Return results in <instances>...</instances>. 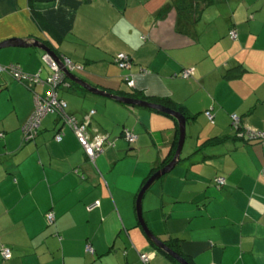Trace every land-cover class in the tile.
Segmentation results:
<instances>
[{
  "label": "crops",
  "instance_id": "1",
  "mask_svg": "<svg viewBox=\"0 0 264 264\" xmlns=\"http://www.w3.org/2000/svg\"><path fill=\"white\" fill-rule=\"evenodd\" d=\"M182 2L183 13L173 0H0V43L39 40L82 66L77 77L94 87L113 94L131 78L140 99L183 106L190 120L182 159L144 198L147 229L179 239L192 264H264V143L234 139L230 120L237 114L247 137L264 133V0ZM119 54L130 58L127 69L115 62ZM12 63L42 79L52 72L34 47L0 49V65ZM188 69L191 77L181 78ZM49 89L0 76V241L12 250L8 261L0 252V264H176L150 245L136 211L141 184L174 144L175 122L60 89L67 108L45 116L38 138L25 143L23 125ZM66 113L68 122L87 123L90 140L109 137L94 160L68 122L59 123ZM216 136L228 139L197 151Z\"/></svg>",
  "mask_w": 264,
  "mask_h": 264
},
{
  "label": "trees",
  "instance_id": "2",
  "mask_svg": "<svg viewBox=\"0 0 264 264\" xmlns=\"http://www.w3.org/2000/svg\"><path fill=\"white\" fill-rule=\"evenodd\" d=\"M183 0H173V7L174 6H177L178 5V3H180V4H184L183 2H182ZM210 1H212V0H210ZM180 6V9H181V11L180 12H184L183 10L184 9H186L185 8V6L183 5V6ZM171 5L169 4L168 5V7H165V8H163L158 14H159V16H161V15H163V14H166L167 12H168V10H169V7H170ZM33 20L35 21V22H37L39 25H40V22H39V17L38 16H36V14H34L33 13ZM47 46V45H46ZM47 47H49L59 58H60V55H58V53H56V51H55V49H53L52 47H50V46H47ZM44 54V53H43ZM119 55H121V54H119ZM119 55H117L116 56V58H115V62H116V60H117V57L119 56ZM123 55H125V56H127L126 54H123ZM63 59H64V61H63ZM63 59H61L60 58V60H61V62L64 64L65 62H69L70 64H71V66H72V69L71 70H69L68 69V67L66 66V64H64V66L68 69V71H70L72 74H74L75 76H77L76 75V73H75V71H76V69H82L83 67L82 66H76V64H73V63H71V60H69V59H67V58H63ZM127 67L126 68H124V69H127L128 67H129V65H130V58L127 56ZM0 67H1V71H0V76L1 75H4V74H7V75H10V76H12V78L16 81V82H18L20 85H22L23 87H25L26 89H28V90H33L34 89V87L36 86V85H38L39 83H40V85H46V86H48V87H50V89H49V91L46 93V95L44 96V97H41L40 98V102H45V101H47V100H49V96H50V94L54 91V92H56V93H58L59 91H60V89H64V90H73V91H75V92H79V91H77L78 89L80 90V91H82V92H87L85 89H83V88H81V87H79L78 85H75V84H73V83H69L68 81H66L65 79H64V77H61L60 79H57V81H56V83L53 85V87L48 83V81H49V79H50V77L52 76V72L49 74L50 76H48L46 79H42L39 75H36V76H34V75H30V74H28V73H25L23 70H22V68L18 65V64H9V65H0ZM121 69V68H120ZM123 69V70H124ZM184 72H185V70H183L182 72H181V74L179 75L181 78H183V79H189V78H185L184 77ZM240 72V71H239ZM16 75V76H15ZM22 75V77H17V76H21ZM231 77H236V75H231ZM126 82H127V89H124V90H119V89H113V90H109V91H112L113 92V94L114 95H118V96H122V97H126V98H131V99H137V100H142V99H140L139 97H141L142 98V95H143V93H141V92H139V91H137L136 89H135V84H134V81H133V79H131V78H127V80H126ZM130 82H133V86H130ZM75 86V87H74ZM76 88V89H75ZM108 91V90H107ZM33 93H35L34 91H33ZM59 96H58V94H57V100H59V101H61L59 98H58ZM144 101H148V102H150V103H153V104H160V105H162V106H164V107H166V108H169V109H171V110H175V111H177V112H179V113H181L183 116H185V118H186V120H187V122L190 120V118L187 116V114H186V112H185V108L183 107V106H181V105H179V104H177L174 100H172L171 98H166V99H160V98H154V99H147V100H144ZM63 102V101H62ZM112 102H114V101H112ZM118 104H120V103H118ZM122 107H125V108H131V109H133V108H137V107H133V106H129V105H125V104H120ZM133 107V108H132ZM34 109H35V106H34ZM34 109H33V111H34ZM140 109V108H139ZM148 111H152V112H155V113H158V114H161V115H163L164 117H166V118H169V119H171L172 121H174L175 122V128H176V136H175V141H174V144H172V146H171V149H170V152H169V154L167 155V157H166V159L163 161V163L161 164V166H159V167H157L156 169H153L152 171H151V173H150V175L147 177V178H145V180L143 181V183L141 184V187H140V189H139V192H140V190L142 189V187L146 184V182L151 178V176H153V174H155L158 170H160L161 168H163L164 166H166L167 164H169L170 162H171V160L173 159V157H174V154H175V151H176V148H177V142H178V125H177V122H176V120L173 118V117H171V116H169V115H166V114H163V113H160V112H157V111H155V110H152V109H147ZM207 112H210L211 113V115H212V112L211 111H207ZM207 112H205V115H206V118L208 119V121H209V123H211V124H214V117H213V115H212V119L210 120L208 117H207ZM33 113V112H32ZM51 113H57V114H60V112L58 111V110H56V111H50V112H47L42 118H41V120H40V124H39V127H38V129L37 130H35L34 132H30V131H27V129H26V126H27V123H28V121H29V119H30V117L28 118V120L25 122V124L23 125V129H22V131H23V136H25V139H24V141H25V143L26 142H33V141H35L37 138H38V136H39V133H40V128H41V124H42V120H43V118L45 117V116H47L48 114H51ZM32 115V114H31ZM233 115V114H232ZM237 115V114H236ZM68 116H70V115H68L67 113L66 114H64L63 116L62 115H60L59 116V123L61 122V123H64V124H66V120H69V118L70 117H68ZM230 120H231V115H230ZM79 125L80 124H85L84 122L83 123H79V122H77ZM231 125H232V129L234 128L236 131H237V135L235 136V138L234 139H236V140H241V141H243V142H245V143H248V144H250V143H253V142H259V143H264V140L263 139H257V138H253L252 136H251V134L250 133H248V137H247V135H245V133L243 134V129H242V123L240 122L238 125H233V123H232V121H231ZM25 128V129H24ZM87 131H88V133H89V130H88V126H87ZM127 131L128 132H131L132 133V131L131 130H125L124 132H123V137H124V139H126L125 138V135H126V133H127ZM27 133H30L33 137L32 138H28V135L29 134H27ZM59 135V134H58ZM62 136V135H61ZM96 137V136H95ZM0 138H3V134L2 133H0ZM94 138V137H93ZM227 137H218V136H216V137H214V138H211V139H208V140H206L204 143H201L200 145H198L197 146V151H203L204 149H206L207 147H209V146H213V145H221V144H223V143H225L226 141H227ZM105 144V143H104ZM103 151H104V147H103ZM183 153V152H182ZM206 157H207V155H205ZM182 159V158H181ZM219 177H222V176H218V177H216L215 178V180H214V184H215V186L216 187H218L217 186V184H216V180L219 178ZM163 179V177L159 180V181H161ZM158 181V182H159ZM225 185H226V180H225ZM224 185V186H225ZM224 186H222V187H218V188H223ZM153 188V187H152ZM138 192V193H139ZM154 194V192L152 191V189L145 195V197H152V195ZM137 196H138V194H137ZM144 197V198H145ZM143 201H144V199H143ZM142 211H143V203H142ZM49 214V213H48ZM48 214H47V216H48ZM53 214V213H52ZM54 219H55V217H54ZM55 223V222H54ZM49 224V223H48ZM50 225V224H49ZM53 225V224H52ZM138 226L140 227V224H138ZM164 243H165V245L167 246V247H169V248H171L174 252H176L177 254H179L180 256H182L183 258H185V260H187L190 264H192L191 263V261H189L188 259H187V257H185L181 252H180V246H179V244H180V240L179 239H177V238H173V237H169V239H167V240H164L163 241ZM150 245L153 247V248H155L156 246H154V244L152 243V242H150ZM0 246H2V247H6V248H8L7 246H5L1 241H0ZM90 246V245H89ZM91 247V246H90ZM92 248V247H91ZM10 249V248H9ZM11 250V249H10ZM93 251V250H92ZM161 252H162V254H164V255H166V258L168 259V260H170V261H174V263H176V264H179L176 260H174L171 256H169L168 254H166L165 252H163L162 250H161ZM88 253H91V252H88ZM93 253V252H92ZM142 256V255H141ZM140 256V257H141ZM146 256H148V255H146ZM11 257H12V250H11Z\"/></svg>",
  "mask_w": 264,
  "mask_h": 264
},
{
  "label": "water",
  "instance_id": "3",
  "mask_svg": "<svg viewBox=\"0 0 264 264\" xmlns=\"http://www.w3.org/2000/svg\"><path fill=\"white\" fill-rule=\"evenodd\" d=\"M34 47L37 50L44 53V55H48L52 60L56 62L58 65L64 79L68 81L69 83H73L75 85H78L79 87L85 89L87 93H90L92 95H95L97 97H102L107 100H111L120 104H125L133 107L143 108V109H152L157 112L169 115L173 117L177 124H178V142H177V148L174 154L173 159L169 164L158 170L151 178L146 182V184L142 187L140 192L138 193L137 199H136V211L137 216L139 220V224L147 237V239L152 242L159 250H162L169 256H171L174 260H176L179 264H190L185 258L174 252L171 248L167 247L165 243L157 238L154 234H152L145 225V222L143 220V211H142V203L145 195L152 189V187L164 176L169 175L172 173V171L177 167L179 162H181V156L183 152V147L186 141L187 137V120L185 116H183L181 113L171 110L169 108H166L160 104H153L148 101L144 100H137V99H131L126 98L118 95L111 94L109 92H106L104 90H101L97 87H94L90 84H88L86 81L78 78L74 74H72L68 69L64 66V64L61 62L60 58L45 44L41 43L39 40H31L30 42L20 40V39H12L3 43H0V49H6V48H30ZM109 137L104 138L103 143H106ZM114 144V142H113Z\"/></svg>",
  "mask_w": 264,
  "mask_h": 264
},
{
  "label": "built area",
  "instance_id": "4",
  "mask_svg": "<svg viewBox=\"0 0 264 264\" xmlns=\"http://www.w3.org/2000/svg\"><path fill=\"white\" fill-rule=\"evenodd\" d=\"M230 36L231 39L236 40L238 38V33L236 30H232L230 32ZM45 60L47 62H52L50 66V70L52 71V76L50 77L48 83L53 87V85L56 83L57 79H60L61 77H63L58 65L56 64V62L54 60H52L48 55L44 57ZM127 56L121 54L117 57L116 63L119 66V68L124 69L127 67ZM66 66L68 67L69 70L72 69L71 64L69 62H65ZM70 67V68H69ZM1 67H0V71H1ZM193 74V69H188L185 70L184 72V77L185 78H189L191 75ZM16 76V75H15ZM17 77H22L21 76H17ZM130 86H133V82L129 83ZM54 88V87H53ZM67 108V103L62 102L57 100V93L56 92H52L49 96V100L45 101V102H40L39 100H36L35 102V109L27 123L26 129L27 131H30L31 133L34 132L35 130L38 129L39 124H40V120L41 118L50 111H56L58 110L59 112H63L65 109ZM93 114V113H92ZM207 117L211 120L212 119V115L210 112H207ZM231 121L233 123V125H238L241 122V118L236 115L233 114L231 115ZM66 123L68 122V120L65 121ZM68 124L70 125V128L73 130V132L75 133L79 144L82 146V148L84 149L85 153L87 154V156L91 159L94 160L98 155H100L101 153H103V146H104V138L100 137V136H96L94 137L92 140L89 139V133L87 131V123L85 124H78L75 121H69ZM25 129V128H24ZM28 138H32L33 136L30 133H27ZM251 136L253 138H257V139H263L264 140V133H260V132H251L250 133ZM126 140L130 143V144H134L137 140L136 135L132 134L131 132L126 133L125 135ZM62 139L61 134L57 135L55 137V140L57 142H60ZM216 184L218 187H222L225 185V178L224 177H219L216 180ZM47 222L52 225L55 222L54 219V215L52 213H49L47 216ZM1 247V255L3 257V259L5 261H8L11 259V250L9 248L6 247ZM86 251L87 252H93L92 248L87 245L86 246ZM141 260L145 263H147L149 261V258L146 255H142L141 256Z\"/></svg>",
  "mask_w": 264,
  "mask_h": 264
},
{
  "label": "rangeland",
  "instance_id": "5",
  "mask_svg": "<svg viewBox=\"0 0 264 264\" xmlns=\"http://www.w3.org/2000/svg\"><path fill=\"white\" fill-rule=\"evenodd\" d=\"M45 56H47V55H44V54H43V59H44V61L48 64V66L51 65L52 62H47V61L45 60V58H44ZM49 68H50V66H49ZM50 69H51V68H50ZM97 98H98V97H97ZM110 102H112V101H110ZM132 110H133V109H132ZM132 134H134V133H132ZM134 135H135V134H134ZM136 138H137V140H136L135 143H137L139 137L136 135ZM125 140H126V139H125ZM126 141H127V140H126ZM127 142H128V141H127ZM128 143H129V142H128ZM135 143H134V144H135ZM129 144H130V143H129ZM185 144H186V141H185ZM185 144H184L183 150H184V148H185ZM131 145H132V144H131ZM159 186H160V181L157 182V183L153 186L152 191L155 192V191L158 189ZM143 210H144V211L149 210V209H148V206L145 207Z\"/></svg>",
  "mask_w": 264,
  "mask_h": 264
}]
</instances>
